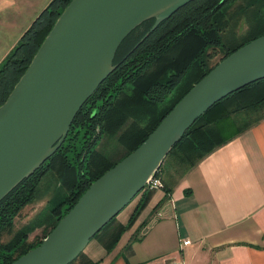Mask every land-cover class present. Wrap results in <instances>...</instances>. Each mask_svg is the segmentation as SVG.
<instances>
[{"label": "trees", "instance_id": "trees-1", "mask_svg": "<svg viewBox=\"0 0 264 264\" xmlns=\"http://www.w3.org/2000/svg\"><path fill=\"white\" fill-rule=\"evenodd\" d=\"M69 1L51 0L0 62V105ZM153 23L147 20L139 25L141 32L136 27L126 36L115 54V69L81 107L60 148L0 200V264H10L36 247L90 184L140 146L194 84L218 62L264 35V0H194L149 32ZM218 54V61L210 65ZM263 119L264 79L214 104L185 132L155 174L165 190L164 200L204 157ZM106 138H114L125 152L115 162L98 149ZM48 173L55 175L65 199L27 226L13 229L15 218L32 202ZM150 195L145 190L137 195L127 225L115 217L91 240L111 251ZM40 227V236L28 240ZM69 264L95 263L82 252Z\"/></svg>", "mask_w": 264, "mask_h": 264}, {"label": "water", "instance_id": "water-1", "mask_svg": "<svg viewBox=\"0 0 264 264\" xmlns=\"http://www.w3.org/2000/svg\"><path fill=\"white\" fill-rule=\"evenodd\" d=\"M192 1H69L0 105V200L60 148L81 107L115 69L113 60L126 36L150 19L149 32L154 31ZM261 79L264 35L218 62L140 146L92 182L51 232L10 264L71 263L145 189L199 117Z\"/></svg>", "mask_w": 264, "mask_h": 264}, {"label": "crops", "instance_id": "crops-1", "mask_svg": "<svg viewBox=\"0 0 264 264\" xmlns=\"http://www.w3.org/2000/svg\"><path fill=\"white\" fill-rule=\"evenodd\" d=\"M50 1L0 0V62ZM165 197L164 189L151 191L147 205L111 251L94 239L83 253L95 264L156 259L264 264V119L204 157ZM136 198L118 214L117 223L127 225ZM31 203L19 215V228L46 206ZM41 229L35 228L28 240L38 238ZM184 240L190 245L182 248Z\"/></svg>", "mask_w": 264, "mask_h": 264}, {"label": "rangeland", "instance_id": "rangeland-1", "mask_svg": "<svg viewBox=\"0 0 264 264\" xmlns=\"http://www.w3.org/2000/svg\"><path fill=\"white\" fill-rule=\"evenodd\" d=\"M219 57L220 55L218 54L214 59L211 60L210 65H214L218 61ZM98 149L114 162L120 159L125 154L124 150L117 146L114 138H106L105 140H103ZM65 196L66 193L60 187L55 175L52 173H48L39 182L35 190L31 205H46L44 208H40L38 210L37 217L40 218L42 215L46 214L47 207L49 205H53V207L51 208H54L65 199ZM138 198H136V201H138ZM21 219V216L15 218L13 229L19 228ZM156 261L162 260L156 259Z\"/></svg>", "mask_w": 264, "mask_h": 264}, {"label": "built area", "instance_id": "built-area-1", "mask_svg": "<svg viewBox=\"0 0 264 264\" xmlns=\"http://www.w3.org/2000/svg\"><path fill=\"white\" fill-rule=\"evenodd\" d=\"M159 189H163V185L162 182L160 181L159 178L153 177L149 183L146 185L145 187V191H153V190H159ZM190 245V241L189 240H184L181 242V247H185ZM145 264H184V262L182 260H171V261H150L148 263Z\"/></svg>", "mask_w": 264, "mask_h": 264}, {"label": "flooded vegetation", "instance_id": "flooded-vegetation-1", "mask_svg": "<svg viewBox=\"0 0 264 264\" xmlns=\"http://www.w3.org/2000/svg\"><path fill=\"white\" fill-rule=\"evenodd\" d=\"M142 29H143L142 27H139V26H138L137 33L141 32Z\"/></svg>", "mask_w": 264, "mask_h": 264}]
</instances>
